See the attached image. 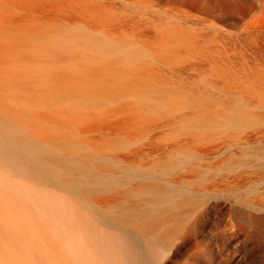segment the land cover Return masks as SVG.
Returning a JSON list of instances; mask_svg holds the SVG:
<instances>
[{"label": "rangeland", "instance_id": "rangeland-1", "mask_svg": "<svg viewBox=\"0 0 264 264\" xmlns=\"http://www.w3.org/2000/svg\"><path fill=\"white\" fill-rule=\"evenodd\" d=\"M0 129L58 183L0 179L3 262L93 264L95 206L158 264H264V0H0Z\"/></svg>", "mask_w": 264, "mask_h": 264}, {"label": "bare ground", "instance_id": "bare-ground-1", "mask_svg": "<svg viewBox=\"0 0 264 264\" xmlns=\"http://www.w3.org/2000/svg\"><path fill=\"white\" fill-rule=\"evenodd\" d=\"M46 160L48 156L40 148L18 140L12 134L0 129V179L5 185H9L7 183L9 177L14 176L23 177L30 182L44 181L48 185L53 184L52 182L58 184L56 178L50 174ZM61 185L70 195L80 196L86 191L85 186L77 181H65ZM170 195L169 199L175 202L190 199L174 188H171ZM152 196L157 202L163 199L158 192H154ZM88 211L90 219L93 218L100 225L112 229V234L105 233L108 244L102 247L100 254L97 252V246H92L96 258L93 264H158L155 244L148 242L139 234L131 233L124 218L95 206H89ZM182 214V212L174 213V219ZM87 220L84 223L86 225L90 223L89 219ZM0 264H8L2 260L1 249Z\"/></svg>", "mask_w": 264, "mask_h": 264}]
</instances>
